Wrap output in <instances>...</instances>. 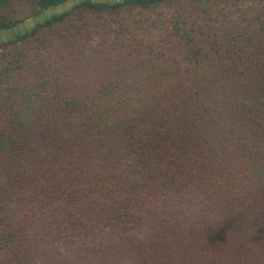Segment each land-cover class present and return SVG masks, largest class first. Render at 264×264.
Listing matches in <instances>:
<instances>
[{"label": "trees", "instance_id": "16d2710c", "mask_svg": "<svg viewBox=\"0 0 264 264\" xmlns=\"http://www.w3.org/2000/svg\"><path fill=\"white\" fill-rule=\"evenodd\" d=\"M30 1L0 31L62 10L0 42V264H264V0L159 35L167 0Z\"/></svg>", "mask_w": 264, "mask_h": 264}, {"label": "rangeland", "instance_id": "374dc122", "mask_svg": "<svg viewBox=\"0 0 264 264\" xmlns=\"http://www.w3.org/2000/svg\"><path fill=\"white\" fill-rule=\"evenodd\" d=\"M191 0H185V2H190ZM215 6L219 8H224L226 10H239L242 7L249 6L254 3L255 0H213ZM181 3V5H180ZM179 8H184V1L181 0H167L166 3L152 7L148 11H143L139 17L145 14L147 21L141 23L138 22V26L142 33L153 32L155 35H159L161 30L162 20H164L169 14L178 10ZM62 10L61 7L49 8L37 13L32 16L24 23L9 29L0 31V42H6L14 39L19 34H22L30 29H32L37 23L43 22L45 19L49 18L53 14H56ZM35 7L30 0H16L14 6L8 10H2L0 7V14H9L14 18H22L30 16L34 13ZM139 11V10H138ZM137 10L135 11L136 15ZM139 13V12H137ZM135 18H138L136 16Z\"/></svg>", "mask_w": 264, "mask_h": 264}]
</instances>
